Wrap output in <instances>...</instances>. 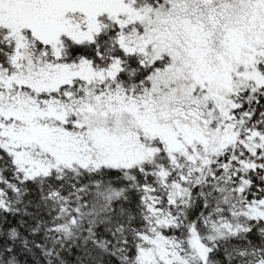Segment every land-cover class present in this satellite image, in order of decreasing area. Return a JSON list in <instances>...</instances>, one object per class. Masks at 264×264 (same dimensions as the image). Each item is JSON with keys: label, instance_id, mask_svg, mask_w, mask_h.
<instances>
[{"label": "snow or ice", "instance_id": "1", "mask_svg": "<svg viewBox=\"0 0 264 264\" xmlns=\"http://www.w3.org/2000/svg\"><path fill=\"white\" fill-rule=\"evenodd\" d=\"M0 264H264V0H0Z\"/></svg>", "mask_w": 264, "mask_h": 264}]
</instances>
